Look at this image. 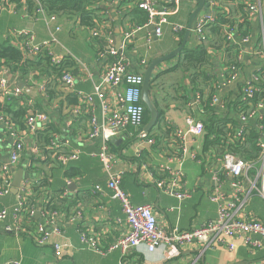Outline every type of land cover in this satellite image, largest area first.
<instances>
[{"label": "crops", "instance_id": "1", "mask_svg": "<svg viewBox=\"0 0 264 264\" xmlns=\"http://www.w3.org/2000/svg\"><path fill=\"white\" fill-rule=\"evenodd\" d=\"M260 1L264 21V0ZM0 2V43L12 44L13 41H21L17 34L22 31H31L37 41L48 40L50 33L54 32L57 26L61 27V31L55 32L58 43L51 44V52L52 56L60 58L61 61L65 58L74 61L75 66L68 72L77 71V74H74L77 79L75 91L92 92L94 83L100 81L103 73L98 53L101 41L105 44L106 41L104 38H93V30H111L115 47L125 48L126 56L131 61V70L142 74L153 60L167 56L185 41L182 51L174 59L163 63L154 73L164 74L159 79V88L154 94L156 103L164 112L163 121L149 130L155 138V144L139 146L138 131L127 128L114 138L115 142H111V145L113 143L112 151L120 161L118 168L124 173L122 188L131 203L151 205L160 229L166 234L192 231L215 221L219 206L212 197L223 195L224 202L227 201L232 193V178L227 177L222 169L223 154L206 147L205 132L200 138L187 133L188 120L193 118L204 122L209 115H225L227 113L223 112L228 111L227 104L239 101L245 82L257 75L261 69L262 64L258 62L262 58L251 51L257 31L262 29V20L257 17L250 18L253 28L250 44L241 48L233 46V49L229 50L217 34L208 32L204 42L198 39L194 29L196 22L210 12L206 7L196 18L190 35L186 38L189 19L198 8V2L194 0H156L157 9H173L167 16L171 25L165 24L162 27V36L159 38L154 35L153 27L148 26L147 15L137 7L138 0H90L87 10L94 16L93 22L96 23L92 30L84 26L80 14L69 11L51 12L40 0ZM242 2L243 0H217V6L212 10L216 17L220 10L229 16V20L239 22ZM38 6L43 7L47 14L56 16V23L47 24L39 19L41 16L36 13ZM175 24L184 26L185 30L175 34L172 28ZM228 26L224 27V32L227 28L234 29ZM132 30L135 31L133 37L125 40V34ZM234 30L237 33L236 27ZM14 33L15 35H12ZM189 51H195V56L201 51L204 62L200 60L202 58L191 57L188 64L183 63L184 52ZM236 57L241 61V67H238L240 76L234 83L225 85L226 69L235 62ZM80 64L86 67L92 77L91 81L82 79L86 74ZM3 67H0V71ZM8 79L11 87L23 88L24 94L30 97L23 96V101L33 100L37 111L48 116L46 125L38 132L46 130V126L54 123L62 128V134L65 135L63 137L71 140V148H80L83 153L79 160L65 168H58L55 164L49 166L42 160L43 153L37 151L38 132L26 138L25 152L18 170L23 169V178L30 179L33 196V192L41 184L50 186V190H42L41 199L48 200L60 208L57 210L64 216L59 225L76 248L70 254L58 258L52 247H39L28 236L5 232V224L0 222V264L11 260L20 261L22 264H264V248L252 252L242 246L230 251L226 246L204 248L197 243H190L179 247L176 255L175 250L169 247L160 248L154 253H149L146 249L142 252L130 251L124 257L119 251L100 255L88 249H79L82 231L99 235V244L103 250L108 249L126 233L124 220L120 225L116 223L118 218L124 219L121 202L111 198L112 192L107 187L108 177L100 161L91 156L92 153L98 152L101 140L89 141L87 138L89 116L85 112H88V107L81 103L76 93L65 88L61 76L47 77L36 70L21 81L19 76L9 71ZM41 85L45 87V92L40 91ZM47 89L49 92L53 91L52 97L46 95ZM211 93L225 104L223 107H215L213 114L212 110L207 111L203 105V100L209 98ZM69 94L76 96L74 98L77 104L72 105L67 101ZM77 108H81L84 114L75 113ZM97 112L101 119L99 106ZM240 114L233 112L231 116L241 122ZM179 131L184 134V142L178 136ZM12 145L13 140L0 124V163L7 161ZM185 146L188 149L186 155L183 153ZM192 153H195L196 159L191 157ZM163 167L180 172L182 189L188 193V198L179 201L162 192L158 180L166 177ZM97 185L104 191L94 194L93 189ZM247 187L249 185L246 182L245 188ZM0 201L6 206H11L16 201V194L12 193ZM69 201H73L75 206L84 211L85 220L81 224L66 222L71 210H66ZM247 212L264 222V201L254 195ZM169 252L174 253L170 258L167 255Z\"/></svg>", "mask_w": 264, "mask_h": 264}, {"label": "built area", "instance_id": "2", "mask_svg": "<svg viewBox=\"0 0 264 264\" xmlns=\"http://www.w3.org/2000/svg\"><path fill=\"white\" fill-rule=\"evenodd\" d=\"M207 2L210 5V14L200 18L194 29L198 39L202 42L207 40V27L214 18L212 9L217 6V0H207ZM137 7L147 14V24L154 27V35L158 38L161 37L162 27L165 24H170L167 16L173 12V9L168 7L157 9L156 0H138ZM36 13L41 16L39 19L44 20L47 24L57 21L56 16L47 14L41 6L37 7ZM245 13L249 19L257 17L262 20L261 36L264 43L261 1L246 3ZM172 28L175 34L185 30L184 26L177 24L172 25ZM59 31H61V27L57 26L55 31L50 33V38L43 41H37L36 36L31 31H22L17 34V38L21 41H13L12 45L21 50L29 60L48 54L52 63L59 65L61 63L60 58L52 56L51 52V44L58 43L55 32L58 33ZM134 33V30L126 33L124 39H131ZM224 34L227 41L236 48H241L252 41L251 36L239 38L236 36V31L231 28H227ZM91 35L93 38H104L106 41L105 49L98 54L103 67L100 81L94 83L92 92L75 91L77 79L69 72L62 74L61 82L68 91L76 93L81 103L88 107V112H85L89 116L87 138L89 141L101 140L98 152L92 153L91 156L100 161L102 169L108 177L107 187L112 192L111 198L121 202L124 219L118 218L116 223L120 225L124 220L126 233L113 242L108 249L103 250L99 244V235L82 231L80 232L81 245L79 249H88L100 255L119 251L123 257L130 251L142 252L143 249H146L147 252L154 253L160 248L169 247L175 250L176 255L179 247L190 243H197L204 248L226 246L230 251L235 250L238 246L252 252L263 249L264 222L251 216L247 212V207L254 195L259 196L264 201V137L259 140V146L262 149L259 164L246 162L232 153H226L222 156V169L227 177L232 178L230 183L232 193L225 202L223 195L212 197V200L216 201L219 206L218 216L215 221L209 222L201 228L186 232L176 231L168 235L160 229L151 205H133L131 203L128 194L122 188L124 173L118 168L120 161L112 151L110 140L117 137L122 131H126L127 128H133L139 133V146L155 144V140L149 136V132L144 131L146 107L141 100L144 75L131 70V61L126 56L125 48L115 47L111 30H93ZM251 52L262 58L261 68H264V50ZM81 66L82 71L86 74L82 79L91 81L92 77L88 74L86 67ZM8 74V68L3 67V70L0 71V101L2 103L19 99L24 95L23 88L10 86ZM239 76L240 69L238 66L230 65L225 72L224 84L234 83ZM261 79L260 74L250 77L243 85L238 102L250 103L255 94L260 91ZM39 88L41 92H45L43 85ZM210 105L223 107L225 104H222L218 96H213ZM97 106H99L102 114L101 119L97 112ZM25 107L28 109V116L24 130L18 129L9 117L0 114V124L3 125L8 137L13 140L7 161L0 163V200L12 194L14 175L19 169L22 156H24L26 138L31 134L35 135L48 121V116L45 113L35 109L33 100H28ZM82 112L81 108L75 110L77 114ZM263 113L264 101L258 103L248 112L241 113L240 120L243 124L256 118L262 120L261 114ZM243 124L237 132V138L244 134L245 126ZM261 130L264 131V127L261 126ZM204 131L203 122L193 118L188 120L187 133L189 135L200 138ZM178 136L184 142V134L181 131L178 132ZM71 147L69 138L54 134L46 147L48 154H43L42 160L45 162L50 160L55 164L67 166L79 160L83 153L80 148L72 149ZM37 151L40 152L38 148ZM187 151L185 146L183 148L184 155L187 154ZM191 157L196 159L195 153H192ZM253 169L256 171V176L252 179L249 177V172ZM162 170L166 174L164 179L158 180L162 192L179 201L188 198V193L182 189L180 172L169 167H163ZM246 182L249 185L247 188H245ZM103 191L104 189L99 185L93 189L94 194ZM65 195L67 196L66 192ZM32 196L31 181L29 178H23L16 193L15 203L6 206L0 201V222L5 224L4 231L31 237L39 247H52L58 258L70 254L76 247L69 241L64 229L59 225L64 215L61 211L52 209L48 200L40 199L38 203H33ZM72 210L67 215L66 222L81 224L85 220L84 211L79 206L73 207ZM172 254L174 253L169 252L168 258ZM5 264L22 263L11 260ZM121 264L127 263L122 262Z\"/></svg>", "mask_w": 264, "mask_h": 264}, {"label": "trees", "instance_id": "3", "mask_svg": "<svg viewBox=\"0 0 264 264\" xmlns=\"http://www.w3.org/2000/svg\"><path fill=\"white\" fill-rule=\"evenodd\" d=\"M14 1H19V0H11V2H14ZM40 1L45 5V8L51 12L60 13V12L69 11L70 13L73 12L75 14L76 13L80 14V18L84 26L90 28L91 30L94 29L96 26L95 25L96 23L93 22L94 16L87 10V6L89 5L90 0H40ZM249 2L252 3V2H255V0H243V2L240 4L241 21L239 22L229 20V16L224 15L223 13L220 12V10H218L217 17L215 16L213 18V21L207 27V33L211 32L213 34L219 35L229 50H232L233 46L226 39V36L224 34V27L228 25H230L234 29L236 27L237 35L239 38L245 37V36H252L253 34L252 21L249 19L248 15L245 13L246 3H249ZM1 8H2V3L0 2V11H1ZM147 20H148V16H147ZM102 41H101V49L99 50L100 52L105 49V42L104 41L102 42ZM253 50L254 51L264 50V43H263V39L261 36V30L257 31L255 41L253 43ZM193 54H195V51L184 52L183 63L188 64L191 60V57L196 58V59H200L203 57V54L201 51L197 56ZM200 60L203 61V58ZM258 64L261 65L263 64V62L259 60ZM231 65H236L238 67H241V61H239L238 57H236L235 62ZM2 66L8 68V70L12 72L14 75L19 76L21 81H24L31 72L36 71V70L39 71V73L46 75L47 77H51L53 75L58 76V77L62 76L64 72H68L69 70H71L75 66V64H74V61L71 60V58H65L61 61L59 65H54L52 63L51 57L48 54H44L43 56L40 55L36 59L29 60L28 58H26V56L23 54L21 50L14 47L12 44L8 42H2L0 43V67ZM263 70L264 68L262 67L258 72V74H260V76L262 77L261 83H260V91L255 94V96L251 99L250 103H243V102L236 101L233 104L230 102L227 104L228 111L223 112L227 114L213 115L212 117L209 115V117H207L204 120L203 122L204 129H205L204 139H205V144L208 150H216L221 155L222 154L224 155L226 153H232L236 155L238 158L246 162L259 164V161L261 159V154H262V149L259 146V140L263 139L264 137L263 136L264 131L261 130V126L264 127V113L261 114L263 118L262 120H259L258 118H256L252 121H249V123L245 125L244 134L240 138H237V132L241 126V122L231 115L233 114V112L246 113L249 110H251L253 107H255L258 103L264 101V72ZM69 73L74 75V74H77V71L69 72ZM163 76H164L163 73L154 74L152 82H151V97L159 113V119H158L157 124L163 121L164 112L163 110L159 108V105L156 103L154 94L156 92V89L159 88L158 81ZM46 95L52 97L53 91L49 92L47 89ZM213 95L214 93H211V95H209V98H205V99L203 98L204 107L207 109V111L212 110L211 111L212 114L215 111V107H212L210 105ZM23 96L30 98L26 93ZM22 97L19 99H12L13 101L11 103H7V102L2 103L0 101V114H3L9 117L10 120L14 123V125L18 129L24 130L25 121L28 116V113H27L28 109L25 107V104L28 101L26 102L23 101L24 98ZM74 97L76 98L75 95L72 96L69 94V96H67L66 99L72 105L77 104V101ZM39 107L41 108V106ZM36 108H37V105L35 104V109ZM149 120H150V114L146 109L145 118H144V126L149 122ZM54 134L65 136L64 134H62V128L60 126L55 125L54 123L49 124L48 127L46 126V130L42 132H38L37 134L38 150L42 152L44 155L48 154V152L46 151V147L50 142V138ZM149 136L151 138H154V136H152L150 133H149ZM112 146H113V143H112ZM45 163L48 164L49 166L50 165L52 166L53 164H55L51 162L50 160L46 161ZM55 165L58 168H65L69 166V165L62 166L60 164H55ZM255 176H256V171L255 169H253L249 172V177L253 179L255 178ZM42 190L44 192L45 190H50V186L46 185L45 183L38 186L36 190L33 192L34 194V196L32 197L33 203L39 202V200L41 199L42 193H43ZM65 204L66 203L64 201V207L66 206ZM67 206L68 207L66 210H70V209L72 210L75 204L73 201H69ZM50 207L52 209H60L58 207H55L53 203L50 204Z\"/></svg>", "mask_w": 264, "mask_h": 264}, {"label": "water", "instance_id": "4", "mask_svg": "<svg viewBox=\"0 0 264 264\" xmlns=\"http://www.w3.org/2000/svg\"><path fill=\"white\" fill-rule=\"evenodd\" d=\"M168 1L174 2L175 0H168ZM179 1L183 2V1H191V0H179ZM194 1L198 2V8L192 13V15L189 19L188 27H187V30L185 33L186 38H188V36L190 35V31L193 28V25H194L198 15L203 11V9L205 7L208 9L210 7L209 3L206 2L207 0H194ZM208 14H210V12H208ZM213 15L212 16L215 17L216 13H213ZM152 29H154V27ZM184 44H185V41L182 43V45L179 48L172 51L167 56L159 57V58H156L155 60H153L143 72L144 81H143V86H142L141 100H142V103L145 105L147 111L150 114V120L147 123L146 127L144 128V131H146V132H149V130H151L157 124L158 119H159L158 110L155 107L154 101L152 100V97H151V82H152L154 73H155L156 69L158 67H160L163 63L174 59V57H176V55L182 51ZM110 141L114 143L115 139L112 138ZM23 177H24V170L23 169H20L15 173L12 193H14V194L17 193V190L22 183Z\"/></svg>", "mask_w": 264, "mask_h": 264}, {"label": "rangeland", "instance_id": "5", "mask_svg": "<svg viewBox=\"0 0 264 264\" xmlns=\"http://www.w3.org/2000/svg\"><path fill=\"white\" fill-rule=\"evenodd\" d=\"M21 238H23V237H21Z\"/></svg>", "mask_w": 264, "mask_h": 264}]
</instances>
